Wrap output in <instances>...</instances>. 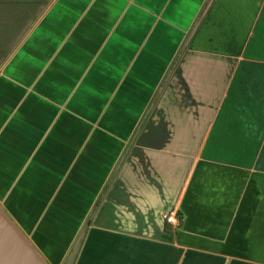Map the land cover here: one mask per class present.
Listing matches in <instances>:
<instances>
[{
    "label": "crops",
    "instance_id": "0c3cea01",
    "mask_svg": "<svg viewBox=\"0 0 264 264\" xmlns=\"http://www.w3.org/2000/svg\"><path fill=\"white\" fill-rule=\"evenodd\" d=\"M0 204L49 264H264V0H52L0 69Z\"/></svg>",
    "mask_w": 264,
    "mask_h": 264
},
{
    "label": "trees",
    "instance_id": "16d2710c",
    "mask_svg": "<svg viewBox=\"0 0 264 264\" xmlns=\"http://www.w3.org/2000/svg\"><path fill=\"white\" fill-rule=\"evenodd\" d=\"M51 1L0 0V69ZM189 43L190 40L185 45L186 49ZM179 218L182 216L179 215ZM166 231L171 233V227Z\"/></svg>",
    "mask_w": 264,
    "mask_h": 264
},
{
    "label": "water",
    "instance_id": "95a60500",
    "mask_svg": "<svg viewBox=\"0 0 264 264\" xmlns=\"http://www.w3.org/2000/svg\"><path fill=\"white\" fill-rule=\"evenodd\" d=\"M0 264H49L1 204Z\"/></svg>",
    "mask_w": 264,
    "mask_h": 264
},
{
    "label": "built area",
    "instance_id": "2783aa9c",
    "mask_svg": "<svg viewBox=\"0 0 264 264\" xmlns=\"http://www.w3.org/2000/svg\"><path fill=\"white\" fill-rule=\"evenodd\" d=\"M164 219L165 221L170 224L173 227H177L179 224V218H178V213L176 212V210H171L169 212H166L164 214Z\"/></svg>",
    "mask_w": 264,
    "mask_h": 264
}]
</instances>
